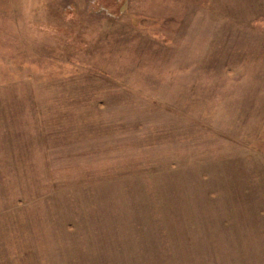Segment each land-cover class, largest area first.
Returning <instances> with one entry per match:
<instances>
[{
	"label": "rangeland",
	"instance_id": "obj_1",
	"mask_svg": "<svg viewBox=\"0 0 264 264\" xmlns=\"http://www.w3.org/2000/svg\"><path fill=\"white\" fill-rule=\"evenodd\" d=\"M0 264H264V0H0Z\"/></svg>",
	"mask_w": 264,
	"mask_h": 264
}]
</instances>
